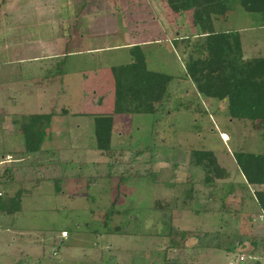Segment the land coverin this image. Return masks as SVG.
Here are the masks:
<instances>
[{"label":"rangeland","instance_id":"374dc122","mask_svg":"<svg viewBox=\"0 0 264 264\" xmlns=\"http://www.w3.org/2000/svg\"><path fill=\"white\" fill-rule=\"evenodd\" d=\"M66 1V16H61L62 22H52L43 37H38L32 23L24 31L15 28L20 16H10L9 23L0 16V46L8 47V52L0 53V198L8 203L19 196L0 213V264H264V227H257L264 225V213L234 159L240 147L264 152L255 129L260 118L227 117L220 112L195 116V108L205 101L193 95L195 89L186 77L190 49L185 53L160 31L156 35L153 16L124 15L155 13L164 24L166 13L188 14L184 11L189 8L182 6L188 0H163L168 9L161 0H99L100 5L94 0L85 5V13H116L107 16L110 34L89 32L88 20L94 22L99 16L82 15L80 0L72 5ZM191 1L210 10L211 16L205 10L204 20L199 21L205 29L213 25L212 17L224 14L229 21L219 26L223 30L243 28L244 36L264 37V30L258 28L260 14L244 11L239 0ZM51 17L55 16H47ZM9 24L12 29L6 28ZM59 25L66 33L56 39L52 35L59 34ZM73 33L79 37L75 39ZM38 40L46 42L45 53L56 51L57 56L48 63L43 88L26 84L30 76L25 66L36 63L28 59L34 57L37 50L32 45ZM130 41L144 43L149 70L173 76L170 104L163 102L159 109L164 113L156 122L149 113L117 116L111 141L114 152L106 156L96 148L93 115L112 114L113 78L108 68L110 81L104 94L93 95L91 72L129 62L128 48L122 45ZM24 83L29 89L54 92L50 98L40 94L33 101L32 93L19 91ZM101 103L104 107L97 105ZM51 108L58 115L55 127L46 131L49 141L42 143L39 154L19 160L24 153L20 128L27 123L23 115ZM8 113L14 114L8 118ZM201 149L216 154L228 177L193 164V151ZM120 175L125 179L119 180ZM61 176L57 190L55 181ZM171 226L191 235L168 234Z\"/></svg>","mask_w":264,"mask_h":264},{"label":"trees","instance_id":"16d2710c","mask_svg":"<svg viewBox=\"0 0 264 264\" xmlns=\"http://www.w3.org/2000/svg\"><path fill=\"white\" fill-rule=\"evenodd\" d=\"M239 2L245 11L259 13L264 22V0ZM197 5L198 3L188 0L182 6L190 8ZM199 11L195 8L193 23L197 32L204 34L193 41L186 38L189 42L186 47L190 49L185 64L186 74L200 95L218 100L228 97L232 117L260 118L255 129L259 132L260 142L264 143V57L245 58L239 32L205 29L199 23L205 17L202 13L198 14ZM128 51L131 56L129 62L109 66L114 84L112 114L93 115L96 148L105 155H112L114 152L111 141L117 116L149 113L154 115L156 122L164 113L160 110L163 102L168 100L167 104H170L168 102L171 93L168 88L173 76L149 70L140 44L129 47ZM54 113L52 110L49 113L23 115V120L26 119L27 123L23 122L20 128L24 137V153L19 160H23L28 154H39L42 151L41 146ZM193 157L194 165L208 168L216 176L228 177L229 172L219 165L212 150L193 151ZM234 159L246 184L253 188L255 203L261 213H264V152H251L240 148L234 153ZM10 179L15 181L14 177ZM63 179L61 176L55 181L57 190H60ZM124 179L122 175L119 176V180ZM207 180L212 182L211 179ZM18 199L19 196L16 195L6 203L0 198V213L14 205ZM169 233L179 234L182 238L191 235L190 232L180 231L173 226ZM195 235L199 237L198 234Z\"/></svg>","mask_w":264,"mask_h":264},{"label":"crops","instance_id":"0c3cea01","mask_svg":"<svg viewBox=\"0 0 264 264\" xmlns=\"http://www.w3.org/2000/svg\"><path fill=\"white\" fill-rule=\"evenodd\" d=\"M65 1L62 3V0H0V16H2L3 19H5V21L7 23H9V21L11 20L10 16H20V19H18L16 22H14V24L18 23L17 25H15V28L19 29V27H20L22 29V31H24V30L27 29L25 27L26 26L29 27L30 23H32V26L35 27L38 30V37L39 36L43 37V36H46V34L48 32L47 30L51 29L50 25H51L52 22L53 23L57 22V21L62 22L61 21L62 20L61 16H66L65 13L63 12V6H64ZM77 1L78 0H67L66 4L67 3H68L67 5L78 4L79 2H77ZM80 1H81L80 3L83 4L82 10H84L83 9L84 6L85 5H89L90 3H93L94 0H83V1L80 0ZM161 1H162V4H163L164 7H165V4H166V9H168L167 8L168 7L167 3L164 2L163 0H161ZM96 2L99 5H100V2L103 3L102 0L100 2H99V0H96ZM104 6L102 5L103 8H101V9H105ZM195 8H198L200 10L198 14L202 13V16H204V12H205V10H207L209 12V14H210L209 16H211V12H210L209 9H207L205 4H203V5H199L198 4L197 6H191L189 9H187V11H184L185 13L186 12L188 13L185 16H174L173 12L166 13L164 15V21H165L164 24L160 23V19L158 20L159 16L156 15L155 13H153V14L152 13H149V14H144L143 13L142 14V13H139V12H132V13L124 14V15H126V16H153V21H152L154 23L153 32H155L156 35H157V33L160 31V33L162 34L160 36L164 37L165 39H170L173 44L176 41V43L178 45H180L183 48V51H185V53H186L187 52L186 49H188V47H186V45H187V43H189V42H187L186 38H189L190 40L193 41L197 36H200V35L204 34V33H202V34L200 33L199 34L197 32V29L194 26L193 16H194ZM230 11H231V9L228 10L229 13H230ZM83 12L84 13L82 15H84V16H99L98 18L94 19V22H90L89 23V20H88V27H86L85 29L88 28L89 32H90V29L91 30L92 29H98V30H102V32H104L106 30L110 34L112 25L108 22L109 18L107 16H115L116 13H114V14H112L111 12L103 13V12L99 11V13L90 14V13H85V10ZM168 15H171V16H168ZM24 16H31V17H29V18L27 17L25 19ZM47 16H55L54 18H56V19L54 20L53 17H51L49 19V18H47ZM259 18L262 20V22L260 23L261 25L258 28L260 30H264L263 18H262V16H258V19ZM211 19H213V22H212L213 25H211V29L210 30H213V31H219V30L232 31V30H236V31L239 32L242 52H243V55H244L245 58L264 57V37H260L262 35L257 37V35L254 34V33L253 34L246 33L245 36H244V34L241 32L243 30V28L231 29V30H223L219 26L222 25L223 23H227V21H229V16H225L224 14L223 15L220 14L218 16H214ZM206 20H208V19H206ZM158 23L160 24V27L157 26ZM10 24L6 26L7 29H12L13 28V27L10 26ZM164 25H168V26L167 27L165 26V28H164ZM116 27H117V29H116L115 33L119 32L118 24H117ZM85 29L82 28L80 31L84 32ZM157 29H159V30H157ZM57 30H59V34L56 31L57 34L56 35L53 34L52 36H55L56 39L59 38V37H62V36L65 37L66 30L63 31L62 25L57 26ZM88 31H86V32H88ZM123 31H124L125 35H127L126 34L127 32H125L124 28H123ZM75 34L76 33H73L72 36L76 39L79 36H78V34H76L77 36L75 37ZM82 36H80V37L82 38ZM128 36H130V35L128 34ZM161 37L158 38V39H155V41H153V43L159 42ZM136 38H137V36H136ZM261 39H263V40H261ZM51 41H52V39H51ZM69 41H70V39H69ZM179 42L181 44H179ZM135 44H140L141 46H143L144 43L141 42V41H139V42L137 41L136 43H132L130 41V43H124L122 46L126 47V48H129V47H131V46H133ZM46 46H47L46 42L45 41H40V40H38V43H36V44L33 43V45H32L33 50L36 49L37 51L35 50L36 53H34V57L29 58L28 61L36 62V63H34L33 65L32 64L31 65L28 64V66H25L26 74H28L30 76L29 79L26 80V84H28V85L40 84V86H42V88L45 86L43 82H44V80L46 78V73L48 72V66L50 65L48 63H51L49 61H51V60H53V59H55L57 57L56 54H55L56 51H50L49 53H45ZM2 52H5V53L8 52V47L6 46V44L3 45V46H0V53H2ZM41 52H44V54H48V55H44L43 56V53L41 54ZM39 55H42V56H39ZM47 56H48V58H47ZM31 59H33V61H31ZM46 60H47V62H44ZM108 68H109V66H106V67H102L101 69H99V68L95 69L94 72H91V75H93V76L91 77V80H90L91 84H92V87H91L90 90L92 91L93 95H96L98 91L101 92L102 94H104L105 86H107L109 81H110L109 78H108V75H107V69ZM186 77L191 82L192 87H194V89L196 91V92L193 91V88H192V91L194 92L193 95L196 96V98H199L200 94L197 92L194 83L188 77L187 74H186ZM28 80H29V82L31 84L28 82ZM21 81L22 80H19L18 82H21ZM51 81H53V80L51 79ZM21 83H20V85H21ZM26 84L24 83L23 84L24 86H21V89L19 91H22V92H25V93H28V94L32 93L33 96H31V98L34 99L33 101H36L35 99L38 100L40 98L39 97L40 94L47 95V97L50 98L52 96L53 92H54V89L53 90H49L47 88L46 89H42V88H39V89L30 88L29 89L28 85H26ZM187 93H188V91H186V94ZM9 94H10V96H11V94L15 95V91H13L12 93H9ZM202 97H203L202 98L203 101H205V105L202 104L201 106L195 108V112H194L195 116L202 117V116H204V113H209L213 117V116H215V114L217 115V113L220 112L223 115L226 114L227 117H231V115H230V113H231L230 112V106H229V98L228 97H225L222 100L209 98V97H204V96H202ZM10 100H12V96L10 97ZM32 103L33 102L31 101V104ZM97 105H101V106L104 107V104H102V103L101 104H97ZM52 110H54L55 113L51 116L50 125H49V127L47 129L48 132H51V126L55 127L54 122L56 121L57 115H58L56 113L57 112L56 109L51 108L49 111H37V109H36L35 112L25 113V114L49 113ZM220 113H219V115H220ZM10 114L13 115L14 113H8V115H9L8 118L10 117ZM229 121L232 122V121H235V119L230 118ZM76 126H77L76 128H79V125H76ZM53 131L56 132V130H53ZM221 134L222 135L223 134L228 135V133H226L225 131H222ZM258 134H259V132H258ZM46 136H47V134H45V138H44L43 142L44 141H47V142L49 141V140H47ZM229 139H230V137H229ZM259 139H260V137H259ZM8 155H10V154H8ZM217 161H218V159H217ZM219 165H220V163H219ZM221 167H223V166H221ZM257 227H264V225H258ZM262 237H264V236H262Z\"/></svg>","mask_w":264,"mask_h":264},{"label":"built area","instance_id":"2783aa9c","mask_svg":"<svg viewBox=\"0 0 264 264\" xmlns=\"http://www.w3.org/2000/svg\"><path fill=\"white\" fill-rule=\"evenodd\" d=\"M0 195H1V193H0Z\"/></svg>","mask_w":264,"mask_h":264}]
</instances>
